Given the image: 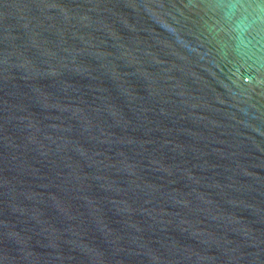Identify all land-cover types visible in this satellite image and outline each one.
I'll return each instance as SVG.
<instances>
[{
    "label": "water",
    "instance_id": "obj_1",
    "mask_svg": "<svg viewBox=\"0 0 264 264\" xmlns=\"http://www.w3.org/2000/svg\"><path fill=\"white\" fill-rule=\"evenodd\" d=\"M0 264H264V0H0Z\"/></svg>",
    "mask_w": 264,
    "mask_h": 264
}]
</instances>
